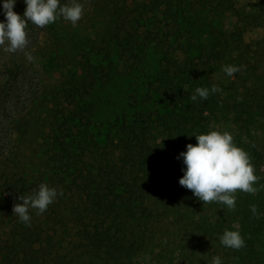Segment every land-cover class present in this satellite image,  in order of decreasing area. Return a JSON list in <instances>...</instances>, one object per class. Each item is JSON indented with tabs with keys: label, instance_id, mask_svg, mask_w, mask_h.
Instances as JSON below:
<instances>
[{
	"label": "trees",
	"instance_id": "trees-1",
	"mask_svg": "<svg viewBox=\"0 0 264 264\" xmlns=\"http://www.w3.org/2000/svg\"><path fill=\"white\" fill-rule=\"evenodd\" d=\"M84 1L75 25L63 17L43 28L28 21L23 50L0 46V110L17 141L0 158V264H142L145 256L150 264H212L214 256L222 264H264V34L245 38L264 30V7L256 0ZM25 8L16 0L13 11L23 18ZM133 22L164 49L154 72L157 99L152 108L96 122L85 93L111 67L114 49L133 69ZM40 31L48 40L34 49L41 68L59 76L26 96L32 62L25 53ZM229 65L241 70L229 77ZM213 85L221 91L211 93ZM198 87L209 89L207 100L192 101ZM212 130L229 132L259 177L255 195L235 194L234 210L203 204L179 184L180 154L196 144L194 135ZM41 183L57 196L41 214L30 208L25 224L13 206ZM225 230H238L245 246L222 245ZM116 235L133 250H109L104 238Z\"/></svg>",
	"mask_w": 264,
	"mask_h": 264
},
{
	"label": "clouds",
	"instance_id": "clouds-1",
	"mask_svg": "<svg viewBox=\"0 0 264 264\" xmlns=\"http://www.w3.org/2000/svg\"><path fill=\"white\" fill-rule=\"evenodd\" d=\"M15 2L16 0L3 2L6 23L0 22V46L7 44L4 47L6 52L23 50L26 47L28 40L25 29L28 21L43 28L63 17L75 25L83 14V6L76 0L63 6L60 0H24L26 8L22 18L13 11ZM25 55L29 61L33 60L30 54L25 53ZM240 70L232 65L223 68L229 77ZM219 91L221 89L218 86H212L211 93ZM209 94L208 88L198 87L191 99L196 101L199 97L207 100ZM194 136L196 144H187L186 151L180 154L186 166L183 176L179 179L181 186L190 190L203 204L215 201L226 205L229 210L235 209V194L238 191L255 195L260 190L254 187L259 177L254 174L255 168L249 154L233 143V137L229 132L212 130L207 134ZM56 196L55 188L41 183L34 193L18 197L21 202L13 206V214L25 224H30L29 209H36L38 214H41L47 210ZM250 210L253 216H258L256 205H250ZM220 242L225 247L235 250L245 246L238 230H225ZM212 264H222L221 258L214 256Z\"/></svg>",
	"mask_w": 264,
	"mask_h": 264
},
{
	"label": "rangeland",
	"instance_id": "rangeland-1",
	"mask_svg": "<svg viewBox=\"0 0 264 264\" xmlns=\"http://www.w3.org/2000/svg\"><path fill=\"white\" fill-rule=\"evenodd\" d=\"M84 6V0H76ZM65 4H71L72 0H64ZM243 4H252L253 0H240ZM254 5L264 7V0H256ZM231 24V19L228 20V25ZM131 31L135 32L137 43L132 50L134 51L137 62H134L133 69L127 67L126 64L119 61L118 49H114L111 54L113 63L109 68H102L103 73L100 78L94 80L85 93V97L93 105V119L96 122L105 123L112 120L115 116L126 113L128 111H142L145 107H153L155 104L156 95L152 90L154 86V72L159 68V61L164 56V49L161 50L160 44L156 45L153 35L150 31L145 30V27L139 22H133ZM147 31V32H146ZM264 30L260 27L253 28L245 34V38L258 39L262 37ZM48 43L45 32L38 33L37 42L34 43L28 54L33 57L32 63L29 65L30 70L27 79L22 85V93L26 96L32 91H40L41 93L57 84L58 72L53 75L48 74L41 65L43 59L40 58L38 52H35L36 47H43ZM131 55V53H130ZM3 61L0 63L2 66ZM216 78L225 77L223 73H217ZM6 111L0 110V158L6 149L15 152L13 146L17 141L10 133L5 117ZM0 230H3V223L0 222ZM4 231V230H3ZM106 246L112 252L123 250H133L130 241L126 237L120 235L106 236L104 238ZM142 264H150V257L145 256L140 259ZM139 261V259H138Z\"/></svg>",
	"mask_w": 264,
	"mask_h": 264
}]
</instances>
